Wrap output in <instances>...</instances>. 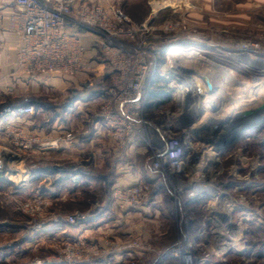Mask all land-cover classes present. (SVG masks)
I'll list each match as a JSON object with an SVG mask.
<instances>
[{
	"label": "rangeland",
	"instance_id": "1",
	"mask_svg": "<svg viewBox=\"0 0 264 264\" xmlns=\"http://www.w3.org/2000/svg\"><path fill=\"white\" fill-rule=\"evenodd\" d=\"M95 1L106 10L126 14L128 22L112 23L131 28L138 37L136 41L146 39L160 46V40L153 38L159 33L162 38L173 36L174 46H189L184 41L195 37L211 43L205 52V68L210 69L214 84L209 106L206 112L184 121H200L194 127L195 144L204 139L214 142L215 164L196 162L180 176L181 182L170 177L158 184L149 173V150L145 154L132 151L134 144L145 146L142 139L129 145L126 136L115 138L110 128L114 147L105 137L95 146L99 148L89 146L82 154L75 149L68 159H60L63 154L55 151L77 140L78 135L89 133V125L72 124L70 129L76 138L46 149V143L55 141L59 132L48 135L34 128L36 111L3 118L0 159L6 167L18 171L7 177L0 174V264H183L181 255L160 258L171 248L180 249V253L186 248L193 258L191 264H264V109L258 114L242 115L264 100V0H172L164 5L166 0ZM169 23L175 24V29H163ZM142 25L148 31L140 36ZM92 36L95 52L87 55L80 72L72 76L85 84L89 80L111 82L114 70L103 49L105 40L102 34ZM244 44L258 47L249 55L239 54ZM181 63L193 68L202 66L196 58ZM167 64V55L161 54L159 75L167 80L162 83L172 98L155 106L150 114L145 110L144 137L175 123L179 112L176 85ZM221 67L227 70L225 75ZM226 77L227 85L222 87ZM61 84L47 91L44 85L37 91H18L14 86L9 91L6 87L0 109L26 96L33 98L36 106L52 103L61 108L77 94L70 89L74 83ZM63 94H67L65 99ZM248 94H254L256 100L238 103ZM101 97L94 114L106 103ZM109 147L110 155L105 154ZM112 148H116V155ZM97 149L104 154L98 162L89 155ZM116 156L133 174L142 172L141 177L127 185H115L119 167H123L113 164ZM206 166L210 174L206 180H199ZM33 167L38 175L30 177ZM62 174L67 177L62 178ZM143 182H148L153 191L149 203L142 208H123L116 190ZM200 183L211 185V192L189 197L188 191ZM182 185L186 186L185 192L179 193ZM216 194L221 197L216 198ZM74 214L90 216L84 223L67 222V217ZM188 257L185 259L190 262Z\"/></svg>",
	"mask_w": 264,
	"mask_h": 264
},
{
	"label": "built area",
	"instance_id": "2",
	"mask_svg": "<svg viewBox=\"0 0 264 264\" xmlns=\"http://www.w3.org/2000/svg\"><path fill=\"white\" fill-rule=\"evenodd\" d=\"M114 20L126 23L129 18L121 11L111 12L110 9H104L95 0H14V10L9 16V22L11 28L23 39L18 52L19 67L33 75H77L86 56V37L102 34L105 40L103 49L114 74L110 78L111 82L96 83L89 80L86 83L90 90L106 99V103L102 104L95 116L105 121L114 131L115 138L126 136L129 145L140 139L145 142V147L152 156L150 170L158 184L170 177L181 182L180 176L187 169L190 170L196 162L215 164L212 162V157L214 159L217 155L214 142L204 139L195 144L194 127L199 126L200 121L193 123L184 121L206 111L201 109L204 108L202 100H205V96L208 101L211 100L214 85L211 82L212 78L209 79L210 70L207 71L205 68L207 65L205 52L210 49L211 43L195 37L184 41L189 46L184 44L174 46L173 36L162 38L158 33L153 35V38L160 40V46L155 47L146 39L136 41L138 37L131 28L121 25L116 27L112 23ZM174 26L176 27L175 24L169 23L163 29L173 30ZM138 31L142 36L148 29L142 25ZM133 41L135 44L131 43ZM257 47L244 44L241 49L250 51ZM161 54L168 57L167 71L176 85L179 112L175 123L168 124L162 130L153 128L152 135L144 137L147 127L144 120L146 104L152 83L159 75L158 60ZM186 58H196L202 66L197 64V68L183 66L181 61H187ZM196 75L200 79L197 84L194 82ZM7 90L12 91L13 87L8 86ZM36 108L33 98L22 97L0 109V120L33 114ZM55 137V141L46 143V149L57 146L59 141L71 142L76 138V133L73 129H68L59 132ZM208 166L199 180L204 181L208 178L210 174ZM31 170L30 177L38 175L36 168L33 167ZM5 172L4 169L0 170V174ZM185 187L180 188L179 193H184ZM211 187L207 183L196 184L187 194L193 198L198 194L210 193ZM116 191L117 199L123 208L132 206L142 208L149 203L153 193L148 182L136 183L130 188ZM89 216L74 214L67 217L66 221L84 223ZM168 251L160 258L181 255L183 264H191L193 261L186 248L181 253L180 249L174 248ZM186 256L191 257L190 262L186 261Z\"/></svg>",
	"mask_w": 264,
	"mask_h": 264
},
{
	"label": "crops",
	"instance_id": "3",
	"mask_svg": "<svg viewBox=\"0 0 264 264\" xmlns=\"http://www.w3.org/2000/svg\"><path fill=\"white\" fill-rule=\"evenodd\" d=\"M13 10L14 0H0V104L2 103L3 99L2 93L8 86H14L18 91L20 89L25 90L29 88L32 91H37L41 85H44L47 91L51 90L52 87L59 85L63 86V84H61L63 82L74 83L75 87L70 89L77 92V94H75L76 96H72L69 101L66 100L67 102L65 101V105H62L61 108L54 106L52 103L49 105L37 106L35 116H33V120L36 123L34 128L45 134L53 135L61 131H67L74 123L81 126L89 125V133L78 135L77 140L73 141L71 144L62 145L58 150L55 151V153L63 154L60 159H68L71 155L70 152L75 149L79 151V154H82L85 152L87 147H95L100 143L99 141L105 137L109 139L111 146L114 147L115 141L111 138L110 127L105 123L104 120L96 117L94 114L95 109L99 106L100 101L103 100V98L96 94V92H94L92 89L90 90L88 88L83 90V87L86 85L85 81L77 79L73 76H55L47 74L33 75L23 71L19 67L18 52L21 44L23 43V39L10 26L9 16ZM90 37L91 36L86 37L85 59L88 54L95 52V49L91 47L92 45L90 42ZM66 96L67 94H63L62 99H65ZM74 118L76 121H74ZM33 120L30 119V123ZM136 145L137 144H134L132 151L145 154L147 151L145 146L141 145L136 147ZM110 148L111 147L105 149V154H109L111 152ZM112 149H114L113 155H116V148ZM100 152L101 150L97 149L96 152H91L89 155L91 154L90 156H94L96 162H98L99 158L104 156L103 152ZM52 153L53 151L50 153L46 152L45 154L49 155ZM96 154L98 159L95 156ZM120 159L122 160V157H120ZM113 162H115L113 164L119 163V165H123V167H119V176L116 177L117 179L115 180V185H127L133 181H137L141 177L140 174H142V172H136L133 174L132 170L127 165V163L124 162V160H119L118 162L117 156L114 158ZM47 171L49 172V170L46 168V172ZM150 171L151 170L149 166V173ZM84 173H87V171ZM92 223L97 224L95 222Z\"/></svg>",
	"mask_w": 264,
	"mask_h": 264
},
{
	"label": "bare ground",
	"instance_id": "4",
	"mask_svg": "<svg viewBox=\"0 0 264 264\" xmlns=\"http://www.w3.org/2000/svg\"><path fill=\"white\" fill-rule=\"evenodd\" d=\"M172 2H173L172 0H166V1H163L162 4L164 5V4H168V3H172ZM240 53H246V55H249V51H248V50H242V49H241V51H239V54H240ZM239 54L237 55V57H239V56H244V55H245V54H244V55H239ZM235 55H236V54H235ZM207 65H208V63H207ZM207 65H206V66H207ZM219 69H220L222 72H224V75L227 73V70H226V69H224V68H222V67L219 68ZM209 70H210V69H209ZM208 75L210 76V77L208 76L209 79H211V78H212V75H211L210 72H208ZM194 79H195L194 82H195L196 84L200 81L198 75H196V77H195ZM211 82H212V84H213V78L211 79ZM227 82H228V79H227V77H226V78H225V81H224V82L222 81V83H221L220 85L223 87V86L227 85ZM213 85H214V84H213ZM245 88H246V87H242V89H245ZM224 91H225V90H224ZM200 92H201V89H200ZM255 100H256V97H255L254 94H248V95H244V98H242L241 101L239 100L238 103H240V104H242V105H243V104H250V103L254 102ZM208 103H209V101H208L207 97L205 96V100H204V101L202 100V104H203V107H204V108L201 107V109L207 111L206 108H207V106H208ZM234 105H235V104H234ZM201 106H202V105H201ZM233 108L235 109L236 106H234ZM206 111H205V112H206ZM261 119H262V118H260L259 120H257L256 123H259V122L261 121ZM211 120H212V119H211ZM226 120H227V119H226ZM212 121H213V120H212ZM214 121H215V119H214ZM1 161H3V160L0 159V163H2ZM3 162H4V161H3ZM3 169H4V171H5V170H7V171L9 170V172H6V173H5V176H6V177H7V175H8L9 173H13V171H14V172H17V171H18L17 168H16V169H15V168H12V167L8 168V167L5 166L4 163H2V164H0V170H3ZM44 177L47 178L46 175H44ZM61 177L63 178V177H67V176H66V174H62ZM25 180H27V179H25ZM215 191H216V190H215ZM215 197L217 198V197H218V194H216ZM219 197H221L220 194H219ZM96 212H97V211H95V213H96ZM227 239H228V238H227ZM226 241H227V240H226ZM226 241H225V244L227 243V245L224 246V247H227V246H228V242H226ZM188 258H191V257L189 256ZM188 260H189V259H188Z\"/></svg>",
	"mask_w": 264,
	"mask_h": 264
},
{
	"label": "trees",
	"instance_id": "5",
	"mask_svg": "<svg viewBox=\"0 0 264 264\" xmlns=\"http://www.w3.org/2000/svg\"><path fill=\"white\" fill-rule=\"evenodd\" d=\"M162 82H167V80L162 78L161 75L156 76L153 81V88L149 93L146 104L147 113L151 112L155 106H159L172 98L171 93Z\"/></svg>",
	"mask_w": 264,
	"mask_h": 264
},
{
	"label": "water",
	"instance_id": "6",
	"mask_svg": "<svg viewBox=\"0 0 264 264\" xmlns=\"http://www.w3.org/2000/svg\"><path fill=\"white\" fill-rule=\"evenodd\" d=\"M264 109V100L258 104L254 109H247L242 112V115H251V114H258L260 111Z\"/></svg>",
	"mask_w": 264,
	"mask_h": 264
}]
</instances>
